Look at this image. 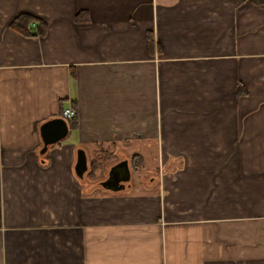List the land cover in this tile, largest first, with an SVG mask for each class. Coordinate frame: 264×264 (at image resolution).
<instances>
[{"label":"crops","instance_id":"obj_1","mask_svg":"<svg viewBox=\"0 0 264 264\" xmlns=\"http://www.w3.org/2000/svg\"><path fill=\"white\" fill-rule=\"evenodd\" d=\"M0 264H264V0H0Z\"/></svg>","mask_w":264,"mask_h":264},{"label":"water","instance_id":"obj_2","mask_svg":"<svg viewBox=\"0 0 264 264\" xmlns=\"http://www.w3.org/2000/svg\"><path fill=\"white\" fill-rule=\"evenodd\" d=\"M68 127L64 119L60 117L49 118L45 120L40 126V134L43 141L41 152L45 151L50 143L64 137L67 133ZM78 155L76 160L77 174L82 175L83 170L86 168V159L83 150ZM130 171L127 161L124 160L112 166L109 169L108 177L102 181V184L111 188L123 187V184H116L122 178L123 180L129 179Z\"/></svg>","mask_w":264,"mask_h":264},{"label":"trees","instance_id":"obj_3","mask_svg":"<svg viewBox=\"0 0 264 264\" xmlns=\"http://www.w3.org/2000/svg\"><path fill=\"white\" fill-rule=\"evenodd\" d=\"M31 20H32V16L27 15L25 13H20V14H18V16L15 17V21H13V23L18 21V23L20 24L19 26L22 27V25L27 26L29 21H31ZM15 25H16V23H15ZM26 33H29V31H26ZM130 161H131L130 163H131V167L133 168V170H136L137 168L139 169L143 164V159L138 154H133L130 158Z\"/></svg>","mask_w":264,"mask_h":264},{"label":"rangeland","instance_id":"obj_4","mask_svg":"<svg viewBox=\"0 0 264 264\" xmlns=\"http://www.w3.org/2000/svg\"><path fill=\"white\" fill-rule=\"evenodd\" d=\"M144 162H146V165L149 166V164H153L152 159L151 158H144ZM141 168V167H140ZM139 168V170H140ZM139 170H136L134 173H132V177L131 179L133 180V182L137 181V184L135 185L134 190H138V187L142 186L141 182L143 183H149L150 182V177L152 174H142V173H137ZM141 178V180H140Z\"/></svg>","mask_w":264,"mask_h":264},{"label":"built area","instance_id":"obj_5","mask_svg":"<svg viewBox=\"0 0 264 264\" xmlns=\"http://www.w3.org/2000/svg\"><path fill=\"white\" fill-rule=\"evenodd\" d=\"M75 115V110L72 107H67L63 110V117L66 119H71Z\"/></svg>","mask_w":264,"mask_h":264}]
</instances>
